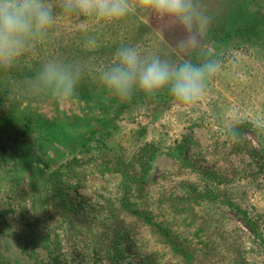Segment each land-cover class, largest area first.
Masks as SVG:
<instances>
[{
	"label": "trees",
	"instance_id": "16d2710c",
	"mask_svg": "<svg viewBox=\"0 0 264 264\" xmlns=\"http://www.w3.org/2000/svg\"><path fill=\"white\" fill-rule=\"evenodd\" d=\"M201 3L212 18L201 47L174 53L170 60L181 63L190 59L199 64L211 52L212 58L221 61L219 53L223 50L264 47V0H221L220 6L211 9L208 1ZM65 15L57 10L55 21ZM49 37L48 42L40 45L43 51V44H48V53L29 62L16 59L0 80V120L4 115L10 116L1 104L13 93L17 106L11 115L22 119L16 134L23 143L16 154L15 148L0 140V170L9 163L14 166L18 159L24 163L20 166L30 179V189L39 194L31 202L33 217L22 216L23 221L12 236L25 259L32 264H135L129 259L128 250L138 241L143 247L159 245L167 249L182 264H207L219 250L214 238L225 242L218 219L209 213V207L218 203L234 211L264 244V215L243 207L238 202V189L224 184L218 171L197 165L195 158L206 147L223 151L226 144L216 141L204 146L187 134L167 146L137 138L129 148L117 143L104 144V138L116 129L124 111L145 105L157 107L165 99L174 98L165 88L154 96L134 90L129 99H121L103 85L96 74L102 66L114 62L116 50L122 47L117 46L113 34L110 38L98 35L96 52L89 51L91 43L87 38L80 40V51L89 52L82 56L76 51V40L52 37L50 32ZM130 39H135V35ZM49 61L66 63L82 76L73 97L61 100L39 92L34 80ZM235 126L239 139L243 132L252 129L259 138V152L264 154L261 128L245 121ZM32 135L35 138L29 141ZM238 146L233 144L228 153H238ZM67 149L72 155L62 156L37 186L35 176L40 165L46 169L48 163L44 158L54 156L55 151L62 155ZM191 152L194 154L190 155ZM159 156L176 162L178 169L196 173L206 186L188 185L183 196L150 194L151 170ZM89 177L106 181L114 178V189L93 185ZM78 187L84 192L78 191ZM74 197L79 198V203H75ZM196 208L202 209L201 215ZM3 215L0 214V221ZM6 237L0 223V264H24L7 253ZM228 249L234 250L232 246ZM152 258L145 257L141 263L151 264ZM231 264L245 263L235 252Z\"/></svg>",
	"mask_w": 264,
	"mask_h": 264
},
{
	"label": "rangeland",
	"instance_id": "374dc122",
	"mask_svg": "<svg viewBox=\"0 0 264 264\" xmlns=\"http://www.w3.org/2000/svg\"><path fill=\"white\" fill-rule=\"evenodd\" d=\"M207 1L209 9L217 8L221 4V0ZM116 22L118 23L115 24ZM115 23L110 24L109 21L95 17L66 14L59 21H55L46 36L31 43L24 52L26 55L18 57L17 60L29 62L48 53V44H43V51L40 45L51 38L49 32L52 37L62 36L71 39V42L76 40V51L79 50L81 56L89 52L80 51V40L87 38L91 43L89 51L96 52L99 34L101 37L105 35V38H110L113 34L118 40L117 46L136 47L144 57L159 55L162 59H171L174 53L178 55L182 52L172 46L181 34L180 29L174 26L171 20L162 18L150 10L137 7L134 13ZM133 35L135 39H130ZM57 41L58 39L55 42ZM51 43L52 41H49V44ZM219 54L223 57L221 68L207 81L202 100L188 107L170 98L157 107L145 105L126 110L121 114L113 133L104 138V144L117 143L129 148L133 139L137 138L139 141L157 142L167 146L180 139L183 134L191 135L204 146L216 141L219 144L224 143L226 149L223 151H218L213 146L210 151V148L206 147L202 154L196 156L197 165L203 169L218 171L224 178V184L238 189V202L243 207L264 215V154L259 152L257 134L252 129L247 130L242 133L238 142H233L223 134L229 124L236 125L245 121L254 125V121L264 119V47L245 49L237 46ZM7 67L0 65V80L4 77ZM16 100L13 93H10L1 104V108L10 116L4 115L0 120V140L9 143L18 154L23 143L16 131L20 128L22 119L20 116L11 115L17 106ZM34 138L35 135H32L28 140L33 141ZM236 143L239 144V152L229 154L231 146ZM248 150L256 153H250ZM48 151L50 152L49 149ZM71 155L67 149L62 151V155L61 151L60 154L55 151L54 156L51 154L44 158L48 163L46 169L40 165L41 170L35 176L37 186L41 185L42 178L52 165L57 164L62 156ZM16 164L13 166L9 163L7 168L0 170V214H4L0 223L4 236H7L4 238L7 253L14 259L24 261V264H32L15 247L12 236L19 229L23 221L22 216L33 217L31 202L36 200L39 194L30 189V179L25 175V170L21 169L24 163L16 159ZM178 168V164L167 157H157L151 170L149 193L164 192L183 196L188 185L199 188L206 186L196 173ZM89 180L93 185H105L109 190L114 189V178L106 181L89 177ZM78 191L84 192L83 189ZM74 201L79 203V198L74 197ZM209 210L210 215L218 219L225 242L214 238L219 250L207 264H231L235 252L245 264H264V244L253 235L234 211L219 203L210 206ZM196 212L201 215L202 209L196 208ZM230 246L234 250L228 249ZM128 255L135 264H143L141 261L150 255L154 260L151 264H182L179 258L168 253L167 249L159 245L143 247V243L138 241L129 248Z\"/></svg>",
	"mask_w": 264,
	"mask_h": 264
},
{
	"label": "clouds",
	"instance_id": "9594fccd",
	"mask_svg": "<svg viewBox=\"0 0 264 264\" xmlns=\"http://www.w3.org/2000/svg\"><path fill=\"white\" fill-rule=\"evenodd\" d=\"M137 7L178 26L181 34L172 46L182 52L199 49L212 22L201 0H0V65L11 66L31 43L46 36L57 10L114 21ZM206 55L199 64L190 59L175 63L159 55L144 57L136 47L124 46L116 50L114 62L102 66L96 75L121 99H129L134 90L154 96L167 88L178 103L191 107L203 99L207 81L221 68V61L212 58L211 52ZM81 78L68 64L49 61L34 82L39 92L65 100L76 94ZM254 126L264 129V119L254 121ZM223 134L233 142L239 140L235 125L229 124Z\"/></svg>",
	"mask_w": 264,
	"mask_h": 264
}]
</instances>
